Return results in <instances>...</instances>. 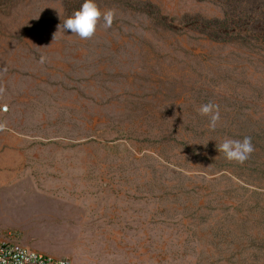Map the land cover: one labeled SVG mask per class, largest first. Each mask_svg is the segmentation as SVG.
I'll return each instance as SVG.
<instances>
[{
    "label": "rangeland",
    "instance_id": "rangeland-1",
    "mask_svg": "<svg viewBox=\"0 0 264 264\" xmlns=\"http://www.w3.org/2000/svg\"><path fill=\"white\" fill-rule=\"evenodd\" d=\"M82 2L0 0V238L73 264H264V0H96L114 18L89 39L58 27ZM244 137L243 163L216 150Z\"/></svg>",
    "mask_w": 264,
    "mask_h": 264
},
{
    "label": "clouds",
    "instance_id": "clouds-1",
    "mask_svg": "<svg viewBox=\"0 0 264 264\" xmlns=\"http://www.w3.org/2000/svg\"><path fill=\"white\" fill-rule=\"evenodd\" d=\"M113 18V11H101L96 0H83L79 9L64 19L58 27L59 29L62 27L64 32L70 31L81 39H89L94 35L100 20H103L104 26L109 28L113 23ZM199 114L210 116L209 127L212 129L216 127L220 119L218 106L212 103L201 105ZM216 150L222 153L228 161L243 163L254 151V146L251 137H244L242 140L225 138L221 143L216 144Z\"/></svg>",
    "mask_w": 264,
    "mask_h": 264
},
{
    "label": "built area",
    "instance_id": "built-area-1",
    "mask_svg": "<svg viewBox=\"0 0 264 264\" xmlns=\"http://www.w3.org/2000/svg\"><path fill=\"white\" fill-rule=\"evenodd\" d=\"M0 264H73L21 245L11 235L0 238Z\"/></svg>",
    "mask_w": 264,
    "mask_h": 264
}]
</instances>
